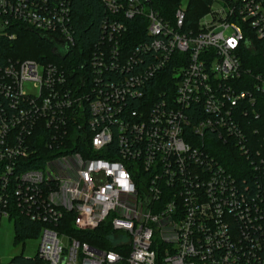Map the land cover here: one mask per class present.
<instances>
[{"label":"built area","instance_id":"2783aa9c","mask_svg":"<svg viewBox=\"0 0 264 264\" xmlns=\"http://www.w3.org/2000/svg\"><path fill=\"white\" fill-rule=\"evenodd\" d=\"M151 1L99 0L101 35L74 85L63 67L0 57V219L42 225L43 264H264V155L241 130L264 75L239 59L248 31L264 43V0L214 1L192 31L186 5L166 20ZM71 2L0 0V33L29 28L62 57L74 46ZM168 68L163 95L128 107ZM214 139L246 163L249 185ZM34 140L46 159L17 172ZM106 224L108 248L66 231Z\"/></svg>","mask_w":264,"mask_h":264},{"label":"trees","instance_id":"16d2710c","mask_svg":"<svg viewBox=\"0 0 264 264\" xmlns=\"http://www.w3.org/2000/svg\"><path fill=\"white\" fill-rule=\"evenodd\" d=\"M217 0H185V22L184 30H195L197 22L208 10L212 2ZM183 0H152L151 6L166 20H172L174 11L181 6ZM72 10L71 24L73 25L74 46L69 49L67 54L60 57L52 51V43L49 39L39 36L29 28H23L18 25H12L0 33V57L5 60H35L40 64L52 63L56 66L66 69L69 80L74 85L78 82L79 75L89 73L87 66L91 51L95 48L101 35V21L105 18V11L99 0H72L70 4ZM131 22V21H130ZM130 22L129 25L131 24ZM10 38V36H13ZM248 39L253 47L246 45L242 47L239 54L241 70L248 71L251 74L264 75V43L254 37V32L248 31ZM134 38L129 37V40ZM134 42L132 41L131 44ZM244 78V77H243ZM169 68L156 75V78L145 87V96L143 101L131 100L129 106H143L144 100H153L164 94V91L171 87ZM246 79V78H245ZM245 87V86H244ZM74 89V88H73ZM255 103L253 105L254 115H248L241 120V130L245 134L250 144L251 150H258L264 155V93L256 92L253 94ZM146 105H149L146 103ZM248 107L247 104H244ZM197 118H192L195 121ZM211 135V134H209ZM36 136V134L34 135ZM216 141V139H214ZM34 149H37L36 157L28 160L22 159L15 168L16 171H24L29 168L41 165L46 159V151L43 143L34 140L32 143ZM70 144L67 146L69 147ZM212 150L218 157H225V166L236 176H242L246 184L251 183L247 177L246 163L238 160L231 147L223 146L219 142H213ZM243 184V181H240ZM67 218V217H66ZM66 221V220H65ZM14 229V239L24 240L26 238L36 239L40 227L38 222H33L23 214L18 213L12 222ZM67 227L68 223H65ZM62 227V226H61ZM60 228V226H59ZM57 228V229H59ZM61 230V229H60ZM68 233L74 236L77 241L86 242L90 247L97 249L108 248L106 236L110 233L109 226L102 225L94 231L76 232L74 229H66ZM125 252V249L122 250ZM15 264H43L38 255L33 257H18L11 260Z\"/></svg>","mask_w":264,"mask_h":264},{"label":"rangeland","instance_id":"374dc122","mask_svg":"<svg viewBox=\"0 0 264 264\" xmlns=\"http://www.w3.org/2000/svg\"><path fill=\"white\" fill-rule=\"evenodd\" d=\"M183 0L181 5H184ZM23 91L27 94H36L35 89L31 84L23 85ZM38 238H26L24 240L14 239V229L12 221L0 219V263L8 264L14 258L18 257H33L36 255Z\"/></svg>","mask_w":264,"mask_h":264}]
</instances>
